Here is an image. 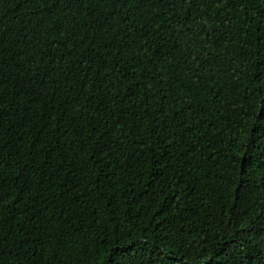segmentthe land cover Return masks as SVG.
I'll use <instances>...</instances> for the list:
<instances>
[{"label": "trees", "instance_id": "trees-1", "mask_svg": "<svg viewBox=\"0 0 264 264\" xmlns=\"http://www.w3.org/2000/svg\"><path fill=\"white\" fill-rule=\"evenodd\" d=\"M0 264H264V0H0Z\"/></svg>", "mask_w": 264, "mask_h": 264}]
</instances>
